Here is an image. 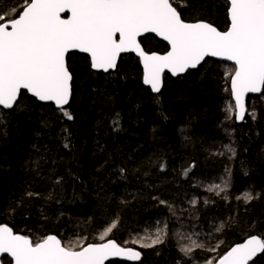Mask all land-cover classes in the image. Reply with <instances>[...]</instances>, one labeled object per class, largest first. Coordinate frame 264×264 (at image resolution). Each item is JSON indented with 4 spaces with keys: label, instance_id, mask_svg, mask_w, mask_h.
Segmentation results:
<instances>
[{
    "label": "trees",
    "instance_id": "obj_1",
    "mask_svg": "<svg viewBox=\"0 0 264 264\" xmlns=\"http://www.w3.org/2000/svg\"><path fill=\"white\" fill-rule=\"evenodd\" d=\"M24 6L0 0V13L12 18ZM174 7L186 21H207L220 31L229 26L226 0H189L187 7L175 0ZM141 44L148 53L168 51L155 37ZM67 63L72 120L26 93L19 107L0 109V224L34 239L51 234L86 245L101 243L118 219L106 240L138 250L137 264H215L252 235L264 239V92L248 99L246 120L237 125L234 114L226 118V104H234L226 91L228 63L209 59L184 77L167 75L159 95L144 86L133 55L106 75L93 72L84 55L70 54ZM225 181L226 191H208ZM246 191L256 198L237 199ZM165 224L164 243L140 246ZM191 240L205 248L189 257L180 247ZM251 264H264V253Z\"/></svg>",
    "mask_w": 264,
    "mask_h": 264
},
{
    "label": "snow or ice",
    "instance_id": "obj_2",
    "mask_svg": "<svg viewBox=\"0 0 264 264\" xmlns=\"http://www.w3.org/2000/svg\"><path fill=\"white\" fill-rule=\"evenodd\" d=\"M24 2L19 15L16 14L18 10L12 11V18L0 13V109L19 107L21 90H26L40 102H51L72 120L73 116L64 106L72 96L73 77L66 56L73 50L86 53L91 68L103 72L115 69L122 53H135L143 65V83L150 86L153 93L160 92L165 71L172 76L180 75L196 69L206 57L231 62L233 67L225 78L230 84L226 91L234 104H226L227 119L234 114L236 120L242 121L248 94L264 92V0H226L230 23L224 31L207 21H186L174 7L175 0ZM180 4L187 7L189 0H180ZM193 10L200 9L194 6ZM62 13L70 15L65 19ZM146 33H154L166 41L169 50L162 55L146 52L138 40ZM3 123L4 115L0 113V124ZM225 148L235 156L231 145ZM190 170L186 168L182 174L186 176ZM120 172L123 174L124 169ZM227 187L225 181L223 186L210 185L208 191L219 195ZM38 195L27 193L29 198ZM255 198L248 191L237 196L245 203ZM160 203L167 202L161 200ZM191 203L195 205L196 201ZM117 223L118 219L99 236L101 243L86 245L80 241L65 243L51 234L34 239L16 234L7 224H0V257L6 254L14 264H106L110 258L139 260V251L123 247L115 240H106ZM166 229L167 224L157 228L155 238L140 246L164 243ZM204 248L203 243L191 240L189 245H182L180 251L190 257L195 249ZM207 250L215 251L214 248ZM259 253H264V239L252 235L222 255L217 264H249ZM206 264H213V261L207 260Z\"/></svg>",
    "mask_w": 264,
    "mask_h": 264
},
{
    "label": "water",
    "instance_id": "obj_3",
    "mask_svg": "<svg viewBox=\"0 0 264 264\" xmlns=\"http://www.w3.org/2000/svg\"><path fill=\"white\" fill-rule=\"evenodd\" d=\"M170 2H171V0H170ZM61 15H62V18H65V19H66V18H68V16L70 15V13H62ZM229 23H230V21H229ZM146 37H155L158 41H160V42L164 43L165 45H167L168 50H169V46H168L167 42L164 41V40H162L160 37L156 36L154 33H146V34L142 35L141 37L138 38L139 42L141 43V40H143V39L146 38ZM141 46H142V44H141ZM142 48H143V47H142ZM73 53H77V54H80V55H84V56L88 57L89 60H90V57H89L86 53H80V52H78V51L73 50V51H70V52L67 54V56H66V63H67L68 56H69L70 54H73ZM128 55H133V56H135V57L139 60V57L136 56L135 53H122V54L120 55V57L118 58V60H117V66H116L115 69H110L108 72H103L102 70H96V69H92V68H91V69H92L93 72H95V73H99V74H105V75H106V74H109V73H113V72H115V71L117 70L121 58H122L123 56H128ZM161 55H162V54H161ZM209 59L214 60V61H218V62L228 63V64L232 65L231 62L220 61V60H218L217 58H212V57H206V58H205V61H206V60H209ZM139 61H140V60H139ZM205 61H204V62H205ZM204 62H202L201 65H199L196 69H189L187 72L182 73V74L177 75V76H172L171 73H168L167 71H165V73H164V75H163V77H162V86H161V90H160L159 93H153V92L151 91L150 86L145 85L144 83H143V84H144L145 87H147L148 89H150V91L152 92V94H154V95H159V94L162 92L163 88H164V79H165V76L169 75L170 77H172V78H174V79H178V78L184 77L189 71H196L197 69H199V67H201V66L204 64ZM140 64H141V63H140ZM67 66H68V63H67ZM141 68H142V71H143V65H142V64H141ZM72 84H73V79H72ZM22 93H26V94H28V93L26 92V90H21V94H22ZM262 93H263V92H262ZM262 93H257V94H252V93H250V94H248V96L245 98L246 113H245L244 119H243L242 121H238V120H236L237 125H242V124L245 122V120H246V117H247V115H248V99H249L250 97H253V98H254V97H259V96L262 95ZM28 95H29L31 98H33V99L36 100V98L32 97L31 94H28ZM20 97H21V96H20ZM20 97L18 98L17 104H18V102H19V100H20ZM72 97H73V86H72V96L70 97L69 103H68L67 105L64 106V107H65V110L70 106L71 101H72ZM36 101H37L38 103L42 104V105H52V106H54V107L57 109V107H56L54 104H52L51 102H40V101H38V100H36ZM233 102H234V101H233ZM15 107H16V105H14L13 109H14ZM13 109H8V110H4V111L9 112V111H11V110H13ZM2 110H3V109H2ZM57 110H59V109H57ZM59 111H60V110H59ZM234 247H235V246H234ZM134 250H136V249H134ZM136 251H138V250H136ZM262 254H263V253H259V254H257V256L254 257L253 260L249 262V264L252 263V262H253L255 259H257L258 257H260ZM4 258H8V259L11 261V258H10V257H6V254H4L3 257H0V264H2V259H4ZM141 258H142V255L140 256V259L137 260V261H127V260H123V259H120V258H110L108 261H106V264H109V263H112V262H123V263H127V264H137V263L141 260ZM217 262H218V261H217ZM217 262H216L215 264H217ZM11 263L14 264L13 261H11Z\"/></svg>",
    "mask_w": 264,
    "mask_h": 264
}]
</instances>
